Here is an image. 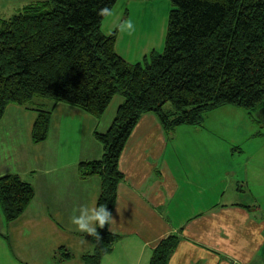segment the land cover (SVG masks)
<instances>
[{
  "label": "trees",
  "instance_id": "trees-1",
  "mask_svg": "<svg viewBox=\"0 0 264 264\" xmlns=\"http://www.w3.org/2000/svg\"><path fill=\"white\" fill-rule=\"evenodd\" d=\"M118 1L41 0L0 17V121L12 104L34 110L35 144L49 136L53 105L100 119L115 96L123 97L110 127L95 132L103 156L78 166L82 177L100 178L96 206L111 213L124 178L120 157L142 115L155 114L169 132L199 126L222 106L264 108V0H169L163 52L152 50L136 64L117 53L118 30L102 29L108 16L102 10L110 13ZM34 197L20 175L0 176L7 222L22 216ZM97 232L86 235L94 251L82 255L85 264H102L119 239L107 224ZM180 240L174 234L160 241L150 264H168ZM57 253L71 258L65 247Z\"/></svg>",
  "mask_w": 264,
  "mask_h": 264
},
{
  "label": "crops",
  "instance_id": "crops-1",
  "mask_svg": "<svg viewBox=\"0 0 264 264\" xmlns=\"http://www.w3.org/2000/svg\"><path fill=\"white\" fill-rule=\"evenodd\" d=\"M117 96L100 119L53 105L49 135L58 131L64 151L45 174L13 158L19 152L17 117L22 110L32 113L26 125L33 143L36 112L7 107L0 121V176L20 175L33 185L35 197L12 222L5 220L0 205V264H85L81 257L92 253L94 245L70 218L74 208L97 205L101 180L82 177L78 166L103 156L95 132L112 124L124 100ZM81 128L89 132L86 142ZM263 149L264 108L250 112L222 106L207 113L199 126L169 132L155 114L142 115L120 157L124 178L109 227L119 239L102 264H150L160 241L174 234L181 240L168 264H264ZM253 206L259 210L251 211ZM61 247L71 258L61 259Z\"/></svg>",
  "mask_w": 264,
  "mask_h": 264
},
{
  "label": "rangeland",
  "instance_id": "rangeland-1",
  "mask_svg": "<svg viewBox=\"0 0 264 264\" xmlns=\"http://www.w3.org/2000/svg\"><path fill=\"white\" fill-rule=\"evenodd\" d=\"M35 1L41 0H0V17H9L23 6ZM171 9L172 4L169 0H119L113 10H111V15L104 19L102 29L105 33H111L114 30H118L117 25L121 21L128 19L133 21L135 25L133 33L128 34L118 30L116 51L131 64H136L135 62L142 61L143 57L150 54L152 50H156L158 53L163 52ZM120 97L122 96L118 95L115 99H121ZM59 104L63 105L62 111H70L66 109L69 105ZM71 109L76 110L77 108L73 107ZM22 111L16 121L20 128L15 132V135L18 136L17 147L19 152L18 156L14 155L13 158L17 159L18 162L20 161L23 167L34 169L38 174H45L47 173L46 170L51 172V163L55 160L59 161L64 151L58 144V131L50 134L48 139L42 143H30L28 140L29 129L26 124L32 113L25 112V110ZM11 114L9 113V116ZM57 115H55L54 121ZM67 118L64 116V122H66ZM79 123L81 125L83 122L79 120ZM88 135V130L81 128V140L86 142ZM31 137L32 135H30ZM14 143L16 144L15 139ZM75 144L73 143L74 147ZM260 155L264 158V149Z\"/></svg>",
  "mask_w": 264,
  "mask_h": 264
},
{
  "label": "clouds",
  "instance_id": "clouds-1",
  "mask_svg": "<svg viewBox=\"0 0 264 264\" xmlns=\"http://www.w3.org/2000/svg\"><path fill=\"white\" fill-rule=\"evenodd\" d=\"M102 11L111 15L107 9ZM117 27L120 32H127L128 34L135 31V25L131 19L121 21ZM70 221L76 226L77 231L94 236L99 235L97 232L98 227H104L107 224L111 228L114 218L110 210L103 205L90 208L80 206L79 208L73 209Z\"/></svg>",
  "mask_w": 264,
  "mask_h": 264
}]
</instances>
